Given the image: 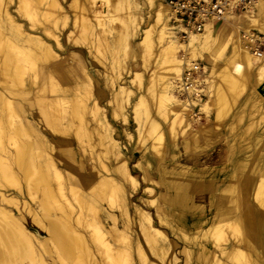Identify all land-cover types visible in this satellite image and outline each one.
<instances>
[{"label":"bare ground","instance_id":"6f19581e","mask_svg":"<svg viewBox=\"0 0 264 264\" xmlns=\"http://www.w3.org/2000/svg\"><path fill=\"white\" fill-rule=\"evenodd\" d=\"M107 1L105 14L96 0H0V264H264V130L237 160L232 148L229 157L199 159L164 149L167 136L189 148L196 110L217 128L264 117V54L252 53V31L264 34V0L186 45L165 0ZM120 8L121 28H108ZM79 46L114 56L112 87L121 83L110 104L126 126L119 133ZM118 48L148 73L133 74L143 89L133 106ZM199 60L211 92L193 106L179 85ZM133 128L138 148L151 141L155 166L131 169L120 140Z\"/></svg>","mask_w":264,"mask_h":264},{"label":"rangeland","instance_id":"374dc122","mask_svg":"<svg viewBox=\"0 0 264 264\" xmlns=\"http://www.w3.org/2000/svg\"><path fill=\"white\" fill-rule=\"evenodd\" d=\"M98 3V10L102 13L107 14L108 13V1L107 0H96ZM256 2V0H254ZM251 9L248 11L240 12L237 15H242L245 12H251L255 10V4ZM145 9V8H144ZM72 11V10H71ZM74 11V10H73ZM72 12L70 13V18H73ZM126 12L123 8H120L116 14H115V21L111 24L108 22V28L113 27L116 30L118 28H121L123 21L126 19ZM22 22L27 27L32 28V21L25 17H21ZM231 23H235L234 20H231ZM237 23V22H236ZM239 27H244L242 24H239ZM254 35H264L260 34L257 31H252ZM254 45V44H253ZM78 50L81 51L82 57H84V61L91 65L94 70L97 72V77L94 76L93 73V86L97 89V87L102 90V92L105 94V96L100 100L101 107L103 108V112L106 114L108 119L110 120V123L112 126H114L115 131L118 133L126 127L124 124H122L121 118H115L114 108L110 104V101L113 99L114 91L116 88L120 85V81L116 80L115 85L112 87V78L117 77L118 71L115 69V71H112V61L111 57L113 55L109 54L104 46H99V51L95 52L94 55H90V51L88 47L86 46H79ZM121 49L118 48L116 50V56L119 61H125V64L127 66L126 72L123 74L124 82L127 83V86L134 92V95L132 97V106L137 101V99L142 95L143 89H140V87L137 85L132 84V78L133 74L135 73H143L145 76V79H148V73H145L142 67V63L138 59L137 61H133L131 59V56L125 55L124 51H120ZM65 53V52H63ZM253 53V51H252ZM262 53L264 54V47L262 48ZM69 53H66L65 55H68ZM254 54V53H253ZM114 57V56H113ZM257 58H261L257 56ZM198 62L202 63L205 68V74H204V80L206 85V92L207 97L205 100H208L209 92H211V71L207 69L208 65L206 62L199 60ZM137 65L139 67H137ZM91 72V71H90ZM256 77V75L254 76ZM131 82V83H130ZM263 90H260V92L264 95V85ZM149 103L151 104V108L153 107L152 101L149 100ZM132 106H128V117L130 118L131 123L134 122V114L132 112ZM202 109V107L200 106ZM195 118L192 119L193 129L192 131L195 132V135H190V143L189 148L185 149V142L182 137H179V140L176 142V147H174L169 139V136H167V143L164 145V149H167L171 147L173 149L175 155H178V157L182 154V157H194L195 159L199 158H205L207 156L213 155L215 153H223L224 155L228 156L230 155L229 150L232 148V152L234 154L233 159L237 160L239 158H243L245 156L251 155L253 152L252 147V140L255 135L259 134L261 131L264 130V117H262L259 114H254L252 116L251 123H247L248 118L247 115L243 118L242 121L239 123H236L234 127H230L229 125L223 124V126L217 128L216 122L213 120V117L211 114L205 112V111H195ZM162 125L164 126L165 130L167 131L168 135V125L166 124L163 119L157 118ZM249 120V121H250ZM246 125H252L253 128L249 131L245 132ZM129 126V125H128ZM215 128L216 134H207L203 135L202 131L206 128ZM132 134V138L128 140L127 137L123 135V138L120 140V143L123 147L124 152L127 154V156L131 159V169L134 171L136 168L135 166L138 163H141L145 166V163L148 162L150 166H155L156 163L155 158L153 157L155 154L154 152L150 151L149 148L152 146L151 141H147L146 144L140 146L138 148V132L136 131V128H133L130 130ZM182 148V153L180 152ZM222 154V155H223ZM182 160V159H181ZM172 164H175L173 162ZM181 166L182 165H178ZM183 169L185 167H182ZM189 169L187 171L197 172L195 167H188ZM225 168V167H224ZM223 168V169H224ZM137 171V170H135ZM138 176H140V179L143 178V173H137ZM144 194V191L139 196H136L134 199V203L137 205L141 204V198ZM183 246L182 243H180V247ZM181 260L183 259V256L180 257Z\"/></svg>","mask_w":264,"mask_h":264},{"label":"built area","instance_id":"2783aa9c","mask_svg":"<svg viewBox=\"0 0 264 264\" xmlns=\"http://www.w3.org/2000/svg\"><path fill=\"white\" fill-rule=\"evenodd\" d=\"M254 0H165L171 12V23L178 30L179 43L186 45L192 33H204L208 26L226 24L240 12L248 11ZM252 51L261 57L264 35L253 36ZM186 61L185 51L181 52ZM186 68L179 85L182 98L193 106L207 97L204 80L205 68L202 63Z\"/></svg>","mask_w":264,"mask_h":264}]
</instances>
